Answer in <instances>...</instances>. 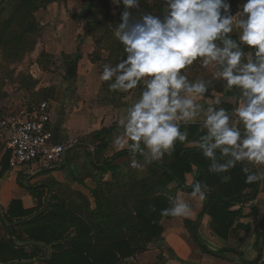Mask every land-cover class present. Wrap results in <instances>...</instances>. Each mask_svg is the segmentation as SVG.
Instances as JSON below:
<instances>
[{
    "label": "clouds",
    "instance_id": "9594fccd",
    "mask_svg": "<svg viewBox=\"0 0 264 264\" xmlns=\"http://www.w3.org/2000/svg\"><path fill=\"white\" fill-rule=\"evenodd\" d=\"M110 3L124 7L113 29L123 55L115 65L106 63L99 79L110 93L140 89L117 122L122 135L113 141L129 153L130 167L143 168L138 156L145 165L161 162L178 142H187L211 161L209 172L227 173L242 164L246 184L264 181V0H242L234 14L232 0H163L160 15L139 19L131 9H139L140 0ZM195 65L211 69V78L191 79L188 70ZM216 81L236 96L231 110L219 106V98L201 102ZM192 124L201 133L195 141L182 130ZM189 186L193 200L207 199L206 184L193 178ZM191 212L177 194L161 215L188 218Z\"/></svg>",
    "mask_w": 264,
    "mask_h": 264
},
{
    "label": "trees",
    "instance_id": "16d2710c",
    "mask_svg": "<svg viewBox=\"0 0 264 264\" xmlns=\"http://www.w3.org/2000/svg\"><path fill=\"white\" fill-rule=\"evenodd\" d=\"M56 1L58 0H0V50L5 58L22 57L29 44V35L39 29L36 12ZM238 2L240 0H232L233 14ZM109 4L110 0H89L87 4L89 10V15L86 17L87 28L94 37L96 33L102 31L104 36L110 35L111 38L113 29L120 21L123 5L113 15ZM140 5L139 9H131L134 19H139L146 13L160 15L163 0H140ZM232 35L236 38L235 33ZM110 42L106 47L109 51L107 62L115 65L123 55V46L116 39ZM81 58V53L72 57L66 55L68 78H76ZM102 88L108 92V83L103 82ZM45 90L39 91L41 97L54 98L55 91L48 93ZM214 90L224 92L221 82H214L207 97H211ZM136 91L139 93L140 89ZM111 94L115 98L120 97V93ZM226 95L236 98L232 93ZM220 106L229 110L234 108L227 101H223ZM182 130L188 132L189 141L198 140L201 134L196 124ZM105 132L103 129L91 133L88 136L91 139L84 138L94 145L96 142H101L95 145L97 155L104 147ZM124 155H129L127 150L117 152L113 159ZM10 158L11 152L8 151L2 164L3 172L8 170ZM137 158L143 160L142 157ZM111 159H107L102 168L110 167ZM210 163L211 161L205 158L195 145L178 142L171 156L166 155L162 162L151 164L153 178L132 180L120 199H112L96 189L94 195L97 207L94 210L79 212L82 215L76 211H69L63 204L49 207L38 214V210L44 206L42 199L46 190L43 189H38V210L36 207L25 208L21 200L15 199L6 213V219L10 223H20L10 226L1 217L2 226L7 228L9 237L0 238V264H123L126 258L144 252L151 242L160 239L164 231L160 220L163 217L172 218L161 215V210L170 206V198L156 194L158 186L177 181L178 189L191 191V187L186 185V174L193 170L197 171L195 179L211 189L203 212L212 215L219 227L218 233L225 237L239 215L238 212L229 210L232 203L245 197L246 189L252 190L251 196L256 195L261 181L246 184L245 174L241 171L245 165L237 164L227 173H212L209 172ZM223 177H229V181H225ZM216 179L220 185L217 190ZM186 226L202 251L215 253L201 238L197 222L186 220ZM19 228L24 231L25 236L18 233ZM72 232H74L73 236ZM15 238L20 241H30L32 250L29 252L26 250V245H18Z\"/></svg>",
    "mask_w": 264,
    "mask_h": 264
},
{
    "label": "crops",
    "instance_id": "0c3cea01",
    "mask_svg": "<svg viewBox=\"0 0 264 264\" xmlns=\"http://www.w3.org/2000/svg\"><path fill=\"white\" fill-rule=\"evenodd\" d=\"M85 61L83 57L79 62L78 100L70 103L67 98L64 102L55 101V105H52V118L55 119L54 140L66 145L67 150L60 167L24 169L22 172L31 180L28 182L26 179L22 188L17 183L16 172L20 169L12 166L11 158L10 168L3 172V160L10 150L8 141L3 146L0 139V206L5 214L15 199L22 200L25 208L36 207L38 203L32 194L36 195L38 189L46 190L44 206L38 214L49 207L62 204L69 211L86 212L97 207L94 195L96 189L112 199H120L132 180L153 178V166L145 165L144 160L137 158L143 168L133 169L130 167V155L113 159L117 152L123 151L117 150L113 143L116 136L122 135V129L118 128L117 122L139 95L135 91L117 98L107 94L101 89L103 81L99 79L100 73L93 70L94 65H88L82 72V62ZM201 102L211 104L210 98ZM103 129L106 131L104 147L97 155L95 145L101 142L94 145L84 138ZM107 159H111V166L102 168ZM196 176V170L187 173L186 185H191ZM178 185L177 181H173L165 186H158L156 194L167 198L180 194L191 205V215L188 218L163 217L160 220L164 228L162 237L151 242L144 252L126 258L123 264H262L259 260V246L264 232V181H261L256 195L251 196L252 190L246 189V196L232 203L229 210L238 212L239 215L225 237L218 233L219 227L212 215L203 212L206 200L203 203L193 200L191 191L178 189ZM219 188L216 179L215 189ZM210 191L208 187V194ZM1 217L0 214V220ZM186 220L198 223L201 238L214 254L202 251L196 244L186 226Z\"/></svg>",
    "mask_w": 264,
    "mask_h": 264
},
{
    "label": "rangeland",
    "instance_id": "374dc122",
    "mask_svg": "<svg viewBox=\"0 0 264 264\" xmlns=\"http://www.w3.org/2000/svg\"><path fill=\"white\" fill-rule=\"evenodd\" d=\"M88 2L89 0H58L40 8L36 12L39 29L29 35V44L22 57L7 59L0 50L1 121L13 117H25L43 101L50 103L52 113V105H55V101L64 102L68 98L70 103H75L78 100V97H80L77 92L79 88L78 69L76 78L67 77L66 55L72 57L77 53H81L82 58L79 62L83 57L86 60L82 62V72L87 69L88 65H94L93 70H96L97 74L102 73L103 66L108 63L109 51L106 47L114 37L113 33H111V38L110 35L104 36L102 31L96 33L95 37L89 33L86 21V17L89 15ZM109 6L113 12L114 8L116 11L122 4L116 7L110 3ZM84 11H87V14ZM81 14L83 16H80ZM188 72L191 79L198 77L210 79L212 74L211 69H203L198 65L190 68ZM43 89H46L45 91L48 93L55 91L54 98L41 97L39 91ZM101 89L103 90V88ZM132 91L139 95L136 89ZM104 92L112 95L109 91ZM121 95L123 94H120V97ZM207 98H210L211 103L219 98L221 102L227 101L234 107L237 105L235 97L227 96L222 91L214 90L211 97ZM53 123H55V119H53ZM0 139H2L3 146H6L7 139H9V129L6 126L0 125ZM85 139L91 138L86 137ZM30 167L38 168L39 164L34 162L31 166H25L24 169ZM24 169L16 172L17 183L22 188L26 179L28 182L31 180L22 172ZM36 195L32 194L36 199V203H39V194L36 193ZM38 209L37 204L36 210ZM18 233L24 235V231L20 228ZM3 236L9 237V232L6 227L1 226L0 238ZM26 250L30 252L32 247L27 246Z\"/></svg>",
    "mask_w": 264,
    "mask_h": 264
},
{
    "label": "built area",
    "instance_id": "2783aa9c",
    "mask_svg": "<svg viewBox=\"0 0 264 264\" xmlns=\"http://www.w3.org/2000/svg\"><path fill=\"white\" fill-rule=\"evenodd\" d=\"M50 108V103L43 101L25 117L0 120V125L9 129L8 149L14 168L22 170L34 162L41 164L38 168L55 169L61 166L66 145L54 141ZM259 260L264 264V232L260 238Z\"/></svg>",
    "mask_w": 264,
    "mask_h": 264
},
{
    "label": "water",
    "instance_id": "95a60500",
    "mask_svg": "<svg viewBox=\"0 0 264 264\" xmlns=\"http://www.w3.org/2000/svg\"><path fill=\"white\" fill-rule=\"evenodd\" d=\"M85 14H87V11H84ZM67 154V150L65 151L64 153V156H66ZM229 178V177H228ZM228 180V179H227ZM0 214L2 215V217L4 218L5 222L10 225V226H16L19 224V222H15V223H10L7 219H6V214L3 210V208L0 206ZM15 241L17 242L18 245H27V244H30L31 242L30 241H20L18 240L17 238H15Z\"/></svg>",
    "mask_w": 264,
    "mask_h": 264
}]
</instances>
